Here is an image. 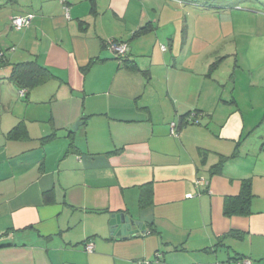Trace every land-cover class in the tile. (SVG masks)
<instances>
[{"label": "crops", "instance_id": "1", "mask_svg": "<svg viewBox=\"0 0 264 264\" xmlns=\"http://www.w3.org/2000/svg\"><path fill=\"white\" fill-rule=\"evenodd\" d=\"M198 3L0 0V264H264V96L219 76L233 54L246 69L235 17L216 0ZM108 39L128 54L117 59ZM256 46L243 49L248 70L262 59ZM31 60L52 76L21 96L11 65ZM190 111L197 122L182 118ZM243 179L250 213L224 216ZM115 212L144 232L111 235Z\"/></svg>", "mask_w": 264, "mask_h": 264}, {"label": "rangeland", "instance_id": "2", "mask_svg": "<svg viewBox=\"0 0 264 264\" xmlns=\"http://www.w3.org/2000/svg\"><path fill=\"white\" fill-rule=\"evenodd\" d=\"M214 1V0H213ZM218 2V6L216 11L223 15L225 12L228 11V13H232V16L235 17V25L234 29L236 31L237 35V43L239 45V55H238V62H240V65H243L246 67V69L241 70L240 67L234 66L235 63V54L231 56L230 62H224V67H226L227 63L229 71L226 73L219 72V76L229 78L230 76L237 79V80H246L252 82V84L255 85L254 89L255 91L258 90L260 96H264V50H259L261 47L264 48V41H255L253 38H251L250 41L246 39L245 37L250 33H258L262 32L264 34V0H216ZM203 0H201V6H204V3H202ZM232 2V3H231ZM234 3L237 4L236 6H232ZM221 4V5H220ZM243 12V13H242ZM238 17V18H236ZM240 17H242V21H237ZM237 19V20H236ZM221 28V27H220ZM247 43H251L252 46H256L258 51H260V60L259 63H257V66L251 67L249 70V63L247 62V56L246 51H243V49L246 47ZM226 46V44H225ZM222 58L227 57H219L217 60L213 63L218 65ZM227 69V68H226ZM219 71V70H218ZM231 73V75H230ZM256 108L257 107H263L264 108V101H256L255 102ZM257 132L264 133V123L260 126H258Z\"/></svg>", "mask_w": 264, "mask_h": 264}, {"label": "trees", "instance_id": "3", "mask_svg": "<svg viewBox=\"0 0 264 264\" xmlns=\"http://www.w3.org/2000/svg\"><path fill=\"white\" fill-rule=\"evenodd\" d=\"M144 29V28H143ZM143 29H139L137 33L142 32ZM5 61L4 51L0 50V62ZM92 63V61L90 62ZM89 63V64H90ZM52 76L51 72L46 68L40 65L36 60L24 61L19 63H14L11 65L10 79L16 82V84L24 89L26 92L32 89L33 87L45 82L48 78ZM185 116V115H184ZM182 116V118H184ZM51 136L43 137V141L49 139ZM223 161L216 164L211 172V174L217 173L222 166ZM141 197L139 205L141 207L145 206L150 202V199L147 201V198L151 195V188L149 184H145L141 187ZM51 192H45V200H49ZM251 191V180L243 179L241 181V186L237 195L226 196L223 202V215L227 217L236 216V215H247L250 213V202L252 199ZM150 232L155 230L151 227Z\"/></svg>", "mask_w": 264, "mask_h": 264}, {"label": "built area", "instance_id": "4", "mask_svg": "<svg viewBox=\"0 0 264 264\" xmlns=\"http://www.w3.org/2000/svg\"><path fill=\"white\" fill-rule=\"evenodd\" d=\"M64 9H65V12L68 13V7L67 6H64ZM12 27L16 30L22 28V27H25L29 24V16H26V17H15L13 20H12ZM107 46H108V49L114 54V56L117 58V59H123L127 54H128V51H129V46H128V43L125 42V41H118V40H115V39H108L107 40ZM165 46L164 45H161V49L162 50H165ZM25 93V90L24 89H21L19 91V94L22 96L24 95ZM184 121L189 123V122H197L198 119L196 118V112L195 111H190L189 113H187L185 116H184ZM169 128H170V133L173 134V135H178V130L176 129V123L175 122H171L170 125H169ZM195 183L196 184H199V185H204V184H207V181L204 180L203 178H198L195 180ZM84 249L87 251V252H91L93 250V243L91 241H87L85 242L84 244ZM134 264H152V261L151 260H148V259H141V260H137L134 262ZM240 264H250V260L245 258V259H242L240 261Z\"/></svg>", "mask_w": 264, "mask_h": 264}, {"label": "water", "instance_id": "5", "mask_svg": "<svg viewBox=\"0 0 264 264\" xmlns=\"http://www.w3.org/2000/svg\"><path fill=\"white\" fill-rule=\"evenodd\" d=\"M75 129V127H73ZM135 226V228H133ZM145 226L139 220L133 219L127 213L115 212L110 216L109 233L117 238L144 232Z\"/></svg>", "mask_w": 264, "mask_h": 264}]
</instances>
